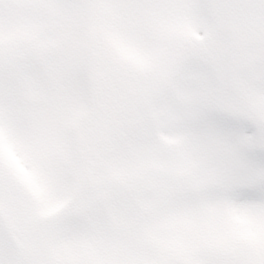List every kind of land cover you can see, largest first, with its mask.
<instances>
[{"label": "snow or ice", "instance_id": "6c2138e0", "mask_svg": "<svg viewBox=\"0 0 264 264\" xmlns=\"http://www.w3.org/2000/svg\"><path fill=\"white\" fill-rule=\"evenodd\" d=\"M0 264H264V0H0Z\"/></svg>", "mask_w": 264, "mask_h": 264}]
</instances>
